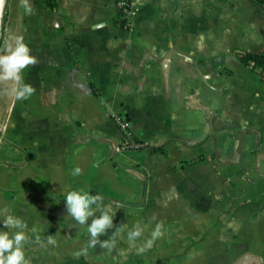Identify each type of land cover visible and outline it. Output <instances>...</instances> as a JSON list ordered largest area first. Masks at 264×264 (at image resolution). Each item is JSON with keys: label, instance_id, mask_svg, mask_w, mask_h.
I'll return each instance as SVG.
<instances>
[{"label": "crops", "instance_id": "obj_1", "mask_svg": "<svg viewBox=\"0 0 264 264\" xmlns=\"http://www.w3.org/2000/svg\"><path fill=\"white\" fill-rule=\"evenodd\" d=\"M118 2L56 0L53 11L7 0L1 48L20 35L38 62L22 73L35 88L28 99L0 85V213L27 224L31 264H264V72L239 57L264 52V10L250 0H134L127 26ZM118 113L148 148L120 150ZM81 189L111 205L113 227L100 236L116 232L110 251L90 247L87 225L68 216L65 195Z\"/></svg>", "mask_w": 264, "mask_h": 264}, {"label": "clouds", "instance_id": "obj_2", "mask_svg": "<svg viewBox=\"0 0 264 264\" xmlns=\"http://www.w3.org/2000/svg\"><path fill=\"white\" fill-rule=\"evenodd\" d=\"M5 0H0V13H2ZM28 14H32L33 8H27ZM37 57L31 54L30 47L20 35L9 34L4 41V46L0 48V85L10 86L13 97L17 100H26L35 92V88L25 83L22 73L29 66L37 64ZM81 174L80 168L72 171L73 176ZM66 210L78 225H87V232L90 234V247L99 245L103 249L111 250L115 240L111 236L106 241H101L100 236L107 233L113 227V213L111 205L104 204L103 196L92 195L84 190H71L65 195ZM93 205L96 206L95 210ZM100 215L97 217L96 213ZM0 221L8 231L0 230V264H31L30 259L26 258L25 247L30 242L26 234L27 224L20 217L12 215L5 210L0 213ZM89 218H93L89 224ZM122 225L120 228H122ZM162 225H157L152 232V237L161 236ZM141 234L137 227L128 233V240L134 241ZM53 235H48L47 244L55 245L56 240ZM39 242V237L36 238Z\"/></svg>", "mask_w": 264, "mask_h": 264}, {"label": "built area", "instance_id": "obj_3", "mask_svg": "<svg viewBox=\"0 0 264 264\" xmlns=\"http://www.w3.org/2000/svg\"><path fill=\"white\" fill-rule=\"evenodd\" d=\"M119 16L122 21L131 26L135 17L137 16V7L134 4V0H119L118 2ZM114 121L118 126L122 140L120 143L121 151L141 150L148 148V143L135 135L131 129V123L126 115L118 113L114 115Z\"/></svg>", "mask_w": 264, "mask_h": 264}, {"label": "rangeland", "instance_id": "obj_4", "mask_svg": "<svg viewBox=\"0 0 264 264\" xmlns=\"http://www.w3.org/2000/svg\"><path fill=\"white\" fill-rule=\"evenodd\" d=\"M233 117H235V115H233ZM249 118H246L245 117V120H248ZM244 120V121H245ZM243 121V122H244ZM228 122H230V119H229V121ZM109 134H108V136L107 137H109V141H111L112 142V146L113 147H115L116 146V140H117V135L116 134H114L113 133V131H109L108 132ZM243 135H244V143H245V145H244V149H243V155H244V157L246 156V152H247V154H248V156H250L249 155V147L251 146V144L253 143V134L252 133H250V131H246V130H244V132H243ZM231 137H232V135H231ZM106 139V138H105ZM231 149V148H230ZM101 152V151H100ZM238 154V153H237ZM101 155V154H100ZM259 159H258V161H257V169L259 168V169H263L264 168V149H262V151L260 152V154H259ZM120 157H124L125 159H141V155L140 154H137V153H135V152H129V153H125V154H121V156ZM250 158V157H249ZM214 183V181H212L211 182V184L212 185H214L213 184ZM216 184H217V182H216ZM212 208V207H211ZM211 210V209H210ZM254 210H255V208L253 207V208H251L250 210H248V212H254ZM179 213H181V212H179ZM254 214V213H253ZM210 216H211V219L212 220H214L213 221V223H215V220H216V218H217V214H216V212L215 211H213V210H211L210 211ZM154 222V220H150V223H153ZM260 224H262V223H260ZM252 226H255V227H259V224L258 223H252ZM262 226H264L263 224H262ZM248 229V228H247ZM243 230H245V229H243Z\"/></svg>", "mask_w": 264, "mask_h": 264}, {"label": "trees", "instance_id": "obj_5", "mask_svg": "<svg viewBox=\"0 0 264 264\" xmlns=\"http://www.w3.org/2000/svg\"><path fill=\"white\" fill-rule=\"evenodd\" d=\"M250 1L253 4H255L258 8L264 10V0H250ZM44 2L49 9L53 11L56 10L57 8L56 0H44ZM1 46H2V42H0V48ZM239 57H240L241 62L251 72L253 73H263L264 72V52H258V53L240 52ZM159 148H152L150 150L155 151Z\"/></svg>", "mask_w": 264, "mask_h": 264}, {"label": "water", "instance_id": "obj_6", "mask_svg": "<svg viewBox=\"0 0 264 264\" xmlns=\"http://www.w3.org/2000/svg\"><path fill=\"white\" fill-rule=\"evenodd\" d=\"M7 0H5V4L3 5L2 13H0V41L2 37V31H3V22H4V15H5V9H6Z\"/></svg>", "mask_w": 264, "mask_h": 264}]
</instances>
